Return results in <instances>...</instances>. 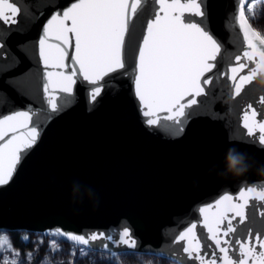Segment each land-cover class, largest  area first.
Listing matches in <instances>:
<instances>
[{"label":"snow or ice","instance_id":"snow-or-ice-1","mask_svg":"<svg viewBox=\"0 0 264 264\" xmlns=\"http://www.w3.org/2000/svg\"><path fill=\"white\" fill-rule=\"evenodd\" d=\"M151 2L149 13L150 0H23V6L0 0V77L32 101L24 110H0V189L15 182L49 126L78 103L77 85L87 89L94 111L108 81L123 78L146 131L178 140L198 117L219 119L213 105L226 95L229 112L240 113L247 136L264 151V113L245 100L264 76V31L254 23L258 0H238L231 49L213 32L209 0ZM257 95L264 107V87ZM198 214L174 237L168 256L124 217L110 229H25L21 240L33 245L27 251L5 229L0 264H81L94 253L105 264H121L141 252L169 264H264V187L224 192ZM65 244L67 258L56 259Z\"/></svg>","mask_w":264,"mask_h":264},{"label":"water","instance_id":"water-1","mask_svg":"<svg viewBox=\"0 0 264 264\" xmlns=\"http://www.w3.org/2000/svg\"><path fill=\"white\" fill-rule=\"evenodd\" d=\"M17 2L23 6V0ZM237 4L209 0L213 32L230 49ZM148 7L154 11L151 0ZM39 29L36 25L30 35L37 36ZM126 80L108 81V94L94 111L88 110L87 89L77 85L78 103L49 126L15 182L0 189V230L110 229L127 217L146 243L163 244L168 256L174 237L198 219L199 206L240 187H264V151L247 136L240 113L229 112L226 95L213 105L219 119L198 117L186 135L172 140L162 131L145 130ZM258 81L245 100L264 113ZM216 95H221L219 85ZM30 103L0 77V110H24ZM244 107L242 100L239 108ZM229 150L244 155L247 171L242 175L226 171Z\"/></svg>","mask_w":264,"mask_h":264},{"label":"rangeland","instance_id":"rangeland-1","mask_svg":"<svg viewBox=\"0 0 264 264\" xmlns=\"http://www.w3.org/2000/svg\"><path fill=\"white\" fill-rule=\"evenodd\" d=\"M260 6H264V3H261L258 0V3L256 5V10L259 13L264 11L263 8ZM263 18L264 16L261 17L262 20ZM7 233L8 235H10L11 241L14 244L13 236L11 235L10 232L7 231ZM4 234H5V231L0 230V236H3ZM33 239H35V237H33ZM32 247L33 245L31 244V248ZM46 247H47V242L45 243V246L40 249V256L44 255ZM64 248H65V252L62 254H58L56 259H60L61 256H64L65 258H67L66 254L68 251V246L65 244ZM146 261H150L151 264H169V259L162 260L161 257L155 256V255H146L143 253H140L135 257H122L121 264H145ZM81 264H105V261L100 259L99 254L94 253L88 259L81 261Z\"/></svg>","mask_w":264,"mask_h":264},{"label":"clouds","instance_id":"clouds-1","mask_svg":"<svg viewBox=\"0 0 264 264\" xmlns=\"http://www.w3.org/2000/svg\"><path fill=\"white\" fill-rule=\"evenodd\" d=\"M258 84L260 87H264V76H262ZM227 167L226 171L233 175H242L245 171H247V165L245 163V157L241 153H235L232 150H229L227 157ZM145 264H151L150 261H146Z\"/></svg>","mask_w":264,"mask_h":264},{"label":"trees","instance_id":"trees-1","mask_svg":"<svg viewBox=\"0 0 264 264\" xmlns=\"http://www.w3.org/2000/svg\"><path fill=\"white\" fill-rule=\"evenodd\" d=\"M263 8L264 10V6H260ZM259 8V7H258ZM264 16V11H262L261 13L257 12L255 13V20L254 23L256 25V27L262 31H264V18L263 20L261 19V17ZM11 235L13 236V240H14V245L17 248H20L24 251H27L28 249L31 248V244L27 241H22L21 240V235L24 234V231H14V232H10ZM35 264V262H34Z\"/></svg>","mask_w":264,"mask_h":264}]
</instances>
